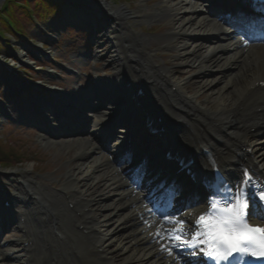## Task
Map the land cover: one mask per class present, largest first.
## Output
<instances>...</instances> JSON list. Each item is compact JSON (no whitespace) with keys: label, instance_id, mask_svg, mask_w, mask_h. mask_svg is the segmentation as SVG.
Masks as SVG:
<instances>
[{"label":"bare ground","instance_id":"1","mask_svg":"<svg viewBox=\"0 0 264 264\" xmlns=\"http://www.w3.org/2000/svg\"><path fill=\"white\" fill-rule=\"evenodd\" d=\"M139 1L140 6L135 8H131L128 4H112L111 8H107L114 13L112 14L113 20L118 23V27L124 34L125 42L128 44L124 50L128 65L126 70L129 76L134 81L149 86L157 102L173 118L176 113L171 109L172 105L191 111V115L195 117L191 118L186 129L187 133L183 135L185 134L188 139L199 136L198 142H201L204 147L206 141L209 150L213 147L211 151L213 154L222 155L223 146L217 145L216 139H222L228 145L233 143V139L243 140L244 144L252 147V137L246 129L251 127L256 131L264 125L260 114L255 112L260 107L259 101L258 99L253 100V94L261 93L263 91L261 89L264 88L262 86L264 84V45H253L246 53L234 47L232 41L225 37L227 29L215 20L207 23L204 18L206 16L205 7L197 3L188 0H162L156 10L153 9L146 13L143 11V0ZM106 6L109 7L107 4ZM184 11L187 12L186 16L180 14ZM159 16L172 18L171 27L164 34L157 36L144 34L141 26ZM203 28L209 30V35L212 39H216V43H212L206 52H200L198 48H191L190 45L188 48L186 37L182 33H186L190 38L192 34L202 31ZM152 39L161 40L162 49L165 45L166 48L181 50L179 63L183 66L181 68L183 73H192L194 68L196 70L194 72L202 73V70L210 67L208 65V61L211 60L210 56L216 55L212 65L220 68L235 66V74L232 76L233 73H220L221 77L218 76L216 79L218 82L213 87L209 85L214 80L207 79L209 82L206 87L211 94L207 98L210 100L205 98L201 102L198 97L205 93L204 80L198 78L197 82L192 84L197 87V90L194 89L196 91L194 94L186 93L187 85L193 82L173 77L168 66L155 63L154 59L157 56H152L151 51H148ZM176 39H181L182 43L175 46ZM21 54L20 52L19 55ZM147 80H152V82L149 83ZM173 84L178 86L174 92L170 90ZM9 85L12 86L11 83ZM205 101L212 102V104ZM106 115L98 114L97 118L92 121L90 128L94 133L93 136L100 129L103 124L100 122L105 119ZM199 119L210 121L212 126L204 127ZM193 120H198L200 126L198 122H192ZM213 134L217 137L215 138ZM121 140L124 141V139ZM160 143L159 140L148 147L156 152L161 149ZM62 145L66 148L74 145V158L77 161L76 166H71L67 170V178L61 188L66 194L70 193L69 200L63 199L62 202L61 199H56L48 193L43 194L44 192L37 195L26 223L28 233L23 236L24 241H32L34 244L27 248H36L35 253L40 257L39 263L171 264V259L158 256L154 245L148 243V225L145 222H136V219L132 220V207L137 206L138 208L142 201L128 197L130 191L123 182L122 175L115 173L116 170L111 171L113 164L109 159L105 162L91 158L93 152L103 149L102 145L94 143L91 139H78L71 144ZM258 148L261 147L258 146ZM260 150L257 153L255 148H252L259 162L257 169L260 174L264 175V151L260 152ZM235 160L240 159L230 157L226 159L225 165L228 166L230 161ZM28 174L20 173L22 178L16 183L19 186L18 191L23 193L21 191L25 188L29 193L40 194L37 182ZM97 174L101 175L97 176ZM104 191L114 192V196L109 205L101 204L99 209L93 213L92 206L100 205L102 197H105ZM68 202L74 203L73 208H69ZM39 211L42 212L39 214ZM119 230H126L128 247H125L126 244L121 242V238L117 235L107 238L109 233L118 234ZM9 249L12 250V248ZM126 250L129 252L123 255V259H118L119 255ZM33 253L34 251L27 252L26 257H32ZM6 255L7 251L0 249V264H11L9 260L4 259ZM13 258L18 257L15 255Z\"/></svg>","mask_w":264,"mask_h":264},{"label":"snow or ice","instance_id":"2","mask_svg":"<svg viewBox=\"0 0 264 264\" xmlns=\"http://www.w3.org/2000/svg\"><path fill=\"white\" fill-rule=\"evenodd\" d=\"M244 175L247 177L246 172ZM258 196L264 202V191H260ZM211 209V212L200 215L196 220L200 230L190 238H184L183 227L170 230L177 234L170 235L166 250L170 254L178 247L189 250L187 256L183 257L184 264H198L200 255L208 256L218 264L228 261L234 253L264 258V227L246 221L248 200L239 189L233 203L218 207V202L213 201ZM165 220L171 222L167 217ZM177 223L183 225L184 221L181 218Z\"/></svg>","mask_w":264,"mask_h":264},{"label":"rangeland","instance_id":"3","mask_svg":"<svg viewBox=\"0 0 264 264\" xmlns=\"http://www.w3.org/2000/svg\"><path fill=\"white\" fill-rule=\"evenodd\" d=\"M3 0H0V5L1 2ZM108 1H113L114 3H124V4H128L130 7H134L135 4H137V2H135L134 0H108ZM134 1V2H132ZM159 0H155L152 3H157ZM149 4H151V2H149ZM13 6H11L12 8ZM13 10V8H12ZM38 10V9H37ZM15 12H18V10H14ZM164 19V18H163ZM162 19V20H163ZM162 20H158V22H161ZM1 30V34L3 32V35H5L6 30H2V28H0ZM145 30V29H143ZM5 31V32H4ZM150 31V30H149ZM7 34V32H6ZM10 37V36H8ZM74 38L75 40H78V38L75 36L73 37L70 34H66L64 37L65 39H72ZM67 42V41H66ZM75 46L77 48H79V43H74ZM66 45V44H65ZM153 48H158L159 46H155L152 45ZM1 47V44H0ZM71 51H78V49H71L70 51L66 52L67 56H70ZM169 53V52H168ZM208 83H206L207 86ZM207 88L205 87L204 90H206ZM210 92L208 91V89L206 90V94H209ZM208 97V96H207ZM5 127V128H4ZM1 127L0 126V138L2 139L3 142H7L8 145L13 146L12 148L14 149H19L21 150V157H22V162L21 163H17V164H9L7 165H3L0 164V166L2 165V167H6L7 169H10L11 171H13V173L17 174L18 172H25V170H31L34 168V170H36L37 172H41V175L37 176H33L38 178L39 181L45 182L44 180H48V181H54L55 179L53 177L57 176V177H61L66 171V166L68 165V160H69V149H63L60 150L56 145L51 144V143H44V142H31L30 139L35 138V140L37 139L36 136H31L30 133H25V131H21L20 129H16L17 127L12 126V124H7L6 126ZM30 138V139H29ZM64 142V140H61ZM36 143L37 146L34 148V150L40 148L42 149L41 151L39 150L38 152V158L36 159V162H34L33 160L31 161H26L24 159L25 154H27V151L25 149H27V145H29V147H31L32 144ZM25 146V147H24ZM34 147V146H33ZM32 150V149H31ZM30 151V150H28ZM58 152V153H56ZM10 157V156H9ZM14 160H16L17 158H15V156H13ZM28 158V157H27ZM5 161H9V162H13V160L11 159V157L5 158ZM8 159V160H7ZM11 159V160H10ZM30 160V159H29ZM5 169V168H2ZM57 170V171H56ZM32 171V170H31ZM61 172V173H59ZM5 182H8V180L6 179H2Z\"/></svg>","mask_w":264,"mask_h":264}]
</instances>
